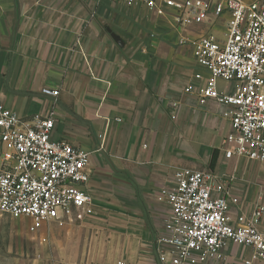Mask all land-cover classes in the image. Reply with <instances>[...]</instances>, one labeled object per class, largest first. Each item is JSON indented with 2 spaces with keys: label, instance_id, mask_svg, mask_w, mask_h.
<instances>
[{
  "label": "crops",
  "instance_id": "obj_1",
  "mask_svg": "<svg viewBox=\"0 0 264 264\" xmlns=\"http://www.w3.org/2000/svg\"><path fill=\"white\" fill-rule=\"evenodd\" d=\"M174 15L107 0H0V100L21 121L51 117L52 141L89 154L91 205L71 222L92 231L100 264H169L158 242L168 236V209L156 197L173 169L227 182L238 199L232 220L264 206V162L222 146L225 107L199 105L195 93L207 74L188 42L215 30L222 39L224 23L181 28ZM257 227L264 230V213ZM251 254L228 242L220 260L205 264H244Z\"/></svg>",
  "mask_w": 264,
  "mask_h": 264
},
{
  "label": "built area",
  "instance_id": "obj_2",
  "mask_svg": "<svg viewBox=\"0 0 264 264\" xmlns=\"http://www.w3.org/2000/svg\"><path fill=\"white\" fill-rule=\"evenodd\" d=\"M107 1L125 8L141 5L158 15L170 9L181 28L223 21L222 39L207 32L188 42L197 65L207 74L195 93L199 105L213 100L225 107L223 118L229 121L230 133L222 146L233 145L230 153L241 159L264 162V0ZM76 48L80 50L79 39ZM219 81L233 83V91H219ZM192 88L188 85L185 92ZM41 93L58 95L49 89ZM53 125L51 117L21 121L0 100V213L27 218L35 230L50 222L70 221L74 213L91 205L86 190L89 154L52 141ZM156 199L168 209L164 221L168 236L158 242L167 248L169 264L218 261L228 242L252 250L244 264L264 262V230L257 227L264 206L232 220L229 209L238 199L222 179L205 171L176 168Z\"/></svg>",
  "mask_w": 264,
  "mask_h": 264
},
{
  "label": "rangeland",
  "instance_id": "obj_3",
  "mask_svg": "<svg viewBox=\"0 0 264 264\" xmlns=\"http://www.w3.org/2000/svg\"><path fill=\"white\" fill-rule=\"evenodd\" d=\"M71 220L35 230L27 218L0 213V264H100L92 231Z\"/></svg>",
  "mask_w": 264,
  "mask_h": 264
}]
</instances>
